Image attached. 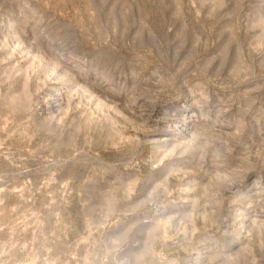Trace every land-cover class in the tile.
<instances>
[{
    "label": "rangeland",
    "instance_id": "1",
    "mask_svg": "<svg viewBox=\"0 0 264 264\" xmlns=\"http://www.w3.org/2000/svg\"><path fill=\"white\" fill-rule=\"evenodd\" d=\"M0 264H264V0H0Z\"/></svg>",
    "mask_w": 264,
    "mask_h": 264
}]
</instances>
